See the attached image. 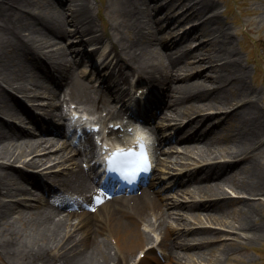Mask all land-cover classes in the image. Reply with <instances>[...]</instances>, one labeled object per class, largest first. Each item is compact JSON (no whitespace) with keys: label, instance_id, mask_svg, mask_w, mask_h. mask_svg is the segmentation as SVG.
<instances>
[{"label":"bare ground","instance_id":"6f19581e","mask_svg":"<svg viewBox=\"0 0 264 264\" xmlns=\"http://www.w3.org/2000/svg\"><path fill=\"white\" fill-rule=\"evenodd\" d=\"M64 1H67L66 8L55 9L50 18L40 13L37 18L31 16L29 24L34 22L27 27L29 24H21L18 18H14V15L20 14L18 9L24 8L28 1L0 0V54L9 60L2 78L7 87L0 86V106L3 104L2 112L17 120L18 123L23 121V116L27 113V120L37 130L35 133H31V129L22 128L14 121L2 122L0 118V194L2 191L7 194L13 193V188H18V176L25 177L31 184H34L28 173L16 164L39 169V172L43 173L42 176L48 179H62L73 188H79V183H81L78 174L80 165L76 162V170L69 169L66 174H60V170H52L48 173L42 169L46 161L58 162V156L65 160L64 163H61L62 165L69 164V158H65V154L71 152V148L64 144L59 145L56 151L58 155L52 159H49L45 152H41L54 141V138L45 139L40 134L41 130L46 127L43 114L47 116H52L53 113L57 114L54 97L49 88L44 86L41 74H56L60 81L67 75L74 74L70 64L66 61L64 48L53 46L57 42L56 37L79 36L81 42L86 39L99 44L103 43L105 48H109L108 56L111 55L113 60L115 59V63L120 66L122 73L132 75L137 79H144L149 85L158 87L156 91L161 94L158 95L162 99V103L168 104L163 114L164 120L181 119L180 122H183L185 117H193L194 114L197 115L208 108L209 102H202V98H208L207 95L214 97L215 100L218 98V91L214 93L215 84L210 86L211 89H206L203 83L197 82V80L189 81L195 75L191 69L196 61L200 63L206 60L212 62L213 69L225 78L227 83L231 80L236 81L234 85L239 83L238 85L243 86L248 74L243 69L241 57L234 55L236 52L234 37L228 31L226 32L224 26L220 25L218 32L211 29L214 36L206 43V46L210 47V49L208 48L210 54L207 58L203 55L192 56V51L198 47L185 49L188 45L191 46L192 38H188L187 34L178 31V26L174 22H170L164 11H160L162 8L160 10L153 8L151 0H116V12L113 15L115 22L111 24L109 32H101L96 25L92 0H73L70 5H68V0ZM180 1H182L180 4L185 7V13L188 16L199 18L200 15L203 16L207 10L212 8V17L205 21L210 20L215 24L220 22L217 8L208 0ZM190 2L193 4L189 5ZM31 5L32 0L29 3V6ZM35 6L37 5L35 4ZM118 34H120V40L117 39ZM105 36H111V39L104 42ZM212 49H214V53ZM174 54H177L178 57L171 61ZM183 61L184 64L181 63ZM0 65H2L1 59ZM126 66L127 68L123 70ZM183 68L185 73L181 76V81H178L179 77L176 76V73ZM15 69L19 73L15 74ZM206 71L207 69L201 71L200 75L205 77ZM128 80L129 78L124 79L125 82ZM74 86L81 99L92 102L91 92L86 88L88 85L85 82L77 79ZM8 87L13 88L19 95L26 96L31 104L26 105ZM185 87L188 88L187 94L184 93ZM54 95L57 96V94ZM40 96L47 97V101L43 105L37 102ZM188 101L191 103L186 106L185 103ZM252 106L253 102L248 104L243 102L237 105L239 108L236 110L234 118L237 121L235 128L240 130L239 132L226 128L222 129L225 131L221 134L207 138L206 132L214 134L219 129L217 123L211 122L213 130H207L205 127L202 130L203 135H196L197 139L204 136L203 144L199 145L198 142H193L192 145L183 149L185 154L180 155V158H184V160L190 159L191 153L199 149L200 160H213L217 157L218 152L222 151V155L230 158L229 161L209 163L206 165L208 166L206 169L203 167L202 173L213 174V177L225 175L224 181L221 182L217 178L216 186H208L209 184L206 183L207 185L198 187L195 194L201 197L223 195L226 193L225 186L229 185L228 181H230L232 188L238 193L236 198L222 196V198L201 203L197 211L193 210L197 204L191 203L196 200L195 194L192 195L193 199L186 201L170 202L165 200V206L171 205L176 209V211L168 213L164 210L161 201L144 194L137 200V207L133 211L129 209L123 211L130 219H136L137 216L139 218L147 217L148 213L154 212L156 208L161 224L156 229L159 230V235H162L160 244L166 243L168 240L171 241L170 245L164 247L170 260L177 261L176 264H205V262L211 261L214 264H221L219 254L226 252L225 246L241 243L237 237L233 239L228 230L220 232V229L208 227L191 229V233L195 234L194 237L196 234H200V240L204 239L203 241L196 240L197 242L192 244L189 242L191 240L174 238L173 230L185 221L183 219L184 213H186L183 210L185 206L192 210L189 212H192L194 218L206 216L208 221H213V217L222 213L226 205L231 204L239 207L240 211L244 213L243 216L237 212L235 220L220 218V224L230 229H243L245 226H252L255 212L254 205L249 198L256 202L261 199L260 194H264V168H262L264 138L260 140L259 137L241 135L245 134L247 129L252 128L264 131L263 115L258 111V113L253 111ZM216 108L220 109L218 106ZM202 116L195 118L197 123L190 125L186 129L187 133L196 130L193 132L195 134L198 125L203 122L202 120L211 118L208 114ZM192 135L191 133L188 137ZM7 138L12 140L8 141ZM222 142L231 145L224 147L221 145ZM193 160L195 159L193 158ZM53 165L56 164L53 162ZM196 170L200 171V168ZM191 174V170L187 171L186 178ZM252 187L254 188L251 189ZM26 189L29 194L36 193L32 186H27ZM246 192H250V195L247 196ZM13 197H16V194ZM37 200L38 204L43 201L42 198ZM141 204L142 209L140 210ZM213 210L216 213H213ZM102 212H97L96 217H102L103 221H107L105 217L101 216ZM9 213L10 202L0 197V247L13 250V254L9 256L19 260H7L3 264H42L47 258H49L48 264H128V258L133 257L136 250H143L146 241L150 239L149 232L132 221L120 220L118 213L114 210H110L108 213H110V224L118 240V246L99 233H95L93 241L89 240V236L92 237L94 231L91 225L96 224L100 228L98 221L94 220L90 214H86L80 221L75 222L72 214L56 217L52 213L45 214L38 211L36 212L37 218L33 219V216L28 212L25 217L21 218L19 228L25 238L16 236L11 239L6 227ZM38 217L41 218L38 220ZM149 221L152 223L150 225H155L151 219ZM260 221L264 223L263 220ZM261 227L259 225L257 229H251L253 234L249 235L247 239L255 240ZM86 241L91 243L89 248L78 252L76 249L82 248L83 242ZM70 244H73L74 247L68 249ZM207 245L213 246L211 259L202 256L203 249ZM179 247L186 248V250H179ZM195 248H199L200 255ZM25 251L27 253H24ZM47 251H54L56 254L51 255ZM119 254L122 257L118 256ZM195 255H198L200 259L195 260Z\"/></svg>","mask_w":264,"mask_h":264},{"label":"rangeland","instance_id":"374dc122","mask_svg":"<svg viewBox=\"0 0 264 264\" xmlns=\"http://www.w3.org/2000/svg\"><path fill=\"white\" fill-rule=\"evenodd\" d=\"M115 1L116 0H92L96 12L98 5H100L101 2H103L104 4V7L99 8L100 12L96 14V24H98L101 32H109L111 24L115 22V20L113 19V15L116 12V5L114 4ZM151 2L154 1L152 0ZM208 2L212 3L217 8L220 22H216L215 24L214 22L209 21L207 24H205L207 26L203 24L199 28H196V30H193L195 33L194 36H192V38L194 39V45L207 38L208 41L210 39V34H208L210 29L218 32L220 31L218 30L220 28L219 26H224L226 32L228 31L231 35H233L235 44L234 49L236 51L234 55H237V57H241L240 61L243 65V69L246 70L248 74L245 77V83L243 84V86L238 85L239 83H237V85H234V83H236V81L234 80L229 81L230 85H218L219 82L217 80L221 79L225 82L227 81L225 78L221 77L217 71L213 70V63L208 60L202 63H197L194 70L196 71L195 73H198L197 77L195 75V81L197 80V82L203 83V86H205V88L206 86H208V84H212V81H216L215 84L218 85V90H220V92H218V101H216L214 97L212 98V96L204 99L202 98L201 101L209 102L207 108V112L209 113H216V111H220L216 109L217 106L221 109H224V107L235 102H246L247 104L249 102H253V106L251 107V109L256 112L258 111L260 114L262 113L264 118V0H208ZM177 5L178 4H175V7H177ZM212 12L213 10L209 13V17H211ZM206 15L207 14L205 12L204 16ZM189 21H193V19L189 18ZM223 32L225 31L223 30ZM67 38H55L57 42H55L53 46L64 48L66 52H68L70 48H74L80 41V39L76 37H70L68 39ZM110 39L111 36H105L104 42H108ZM117 39L120 40V34H118ZM89 45L87 46L86 43V49L90 48ZM80 48H85V46ZM208 48L210 49L208 45L206 46L203 44L199 47V51L196 53V56L203 55L207 58L210 54ZM212 52L214 53V49H212ZM68 55H70V53H68ZM5 66L6 64L4 66L0 65V71H2ZM203 69H207L206 73H204L206 78L200 75ZM17 73H19V71L15 69V74ZM207 76H209V78H207ZM2 105L3 104H1L0 106V111L3 110ZM233 107L235 106H231L230 108ZM0 117L4 120H7L9 116L5 115V113H0ZM236 123L237 121H235L234 118H228V124L234 126ZM252 129H247L245 134L242 133L241 135L259 137L260 140L264 138V131L261 132L260 130H256L255 128ZM239 131L240 130H238V132ZM230 145L231 144H225L224 147H230ZM217 155H222V151L218 152ZM202 163L203 162H199V164ZM262 165V168H264V159H262ZM20 167L24 168L25 170L31 169L27 166L22 165ZM253 188L254 187H252L251 189ZM226 189L228 192H234L230 184L226 185ZM246 193L250 194V192ZM262 197V199H259L256 202L252 201V205H254V212L256 213V216L263 218L262 220L264 222V195H262ZM237 212H239L240 216H243L244 214L240 211L239 207L230 206L223 212L222 217H226L228 220H235ZM12 224L14 228H17L16 223L12 222ZM259 225H261L262 227L259 228L260 234L256 236L257 238L255 237L256 240H247L246 243L248 244H243L246 245V251L241 252V254L235 255V253L231 251L233 248L227 245L225 246L226 252L221 255L218 253L221 259V264H264V223L260 221ZM14 228L10 229V237H14L16 235V230ZM222 228L227 229L225 227ZM245 233H248V230H245ZM89 246V243H83V248H85V250L89 248ZM236 247H240V245H236ZM255 249L257 251H255ZM5 252L6 250L0 248L1 262L5 261ZM206 257H209V255H206ZM205 263L213 264V261Z\"/></svg>","mask_w":264,"mask_h":264},{"label":"snow or ice","instance_id":"6c2138e0","mask_svg":"<svg viewBox=\"0 0 264 264\" xmlns=\"http://www.w3.org/2000/svg\"><path fill=\"white\" fill-rule=\"evenodd\" d=\"M139 142H140L141 151H140V153L138 155L140 156V159L142 161L141 167L146 170V168H147V166H149L150 162L148 161L147 151H146V148H145V141H144L143 137L139 138ZM124 151H127L129 154L136 155L134 149H128V150L117 149L116 150V154H119V153L124 152ZM103 192H104V190L101 189L100 190V194H98V195L93 197L94 199L97 200L98 203L102 202Z\"/></svg>","mask_w":264,"mask_h":264}]
</instances>
